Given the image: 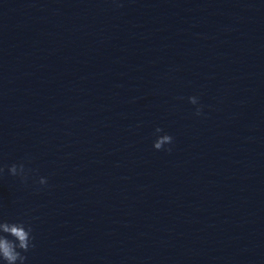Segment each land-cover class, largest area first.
<instances>
[{"label": "clouds", "instance_id": "9594fccd", "mask_svg": "<svg viewBox=\"0 0 264 264\" xmlns=\"http://www.w3.org/2000/svg\"><path fill=\"white\" fill-rule=\"evenodd\" d=\"M189 102L193 105L198 104V98L196 96L189 97ZM196 115H201V109L197 107ZM163 130L159 127L155 129V133L159 134ZM173 137L169 134L157 135L153 147L156 150L164 149L165 145H171ZM171 151V148L166 149ZM4 172L3 168H0V175ZM10 175L19 177L22 181L27 179L28 170L25 169L24 164H13L8 168ZM40 185H46L47 179L41 177L38 181ZM32 229L30 226H26L23 222H8L0 221V261L4 264H25L27 259L24 253H27L30 249L34 248V237L32 236ZM8 237H11L9 239Z\"/></svg>", "mask_w": 264, "mask_h": 264}]
</instances>
